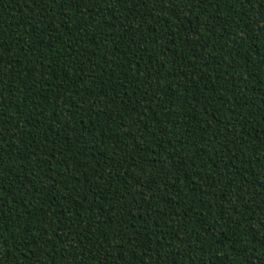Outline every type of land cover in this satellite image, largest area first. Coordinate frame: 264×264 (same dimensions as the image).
<instances>
[{"label": "trees", "instance_id": "trees-1", "mask_svg": "<svg viewBox=\"0 0 264 264\" xmlns=\"http://www.w3.org/2000/svg\"><path fill=\"white\" fill-rule=\"evenodd\" d=\"M0 264H264V0H0Z\"/></svg>", "mask_w": 264, "mask_h": 264}]
</instances>
